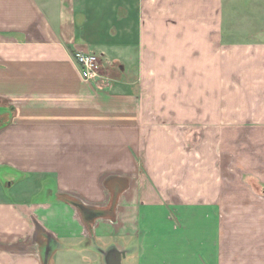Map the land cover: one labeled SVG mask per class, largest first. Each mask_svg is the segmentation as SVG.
<instances>
[{
    "label": "crops",
    "instance_id": "obj_1",
    "mask_svg": "<svg viewBox=\"0 0 264 264\" xmlns=\"http://www.w3.org/2000/svg\"><path fill=\"white\" fill-rule=\"evenodd\" d=\"M112 248L264 264V0H0V264Z\"/></svg>",
    "mask_w": 264,
    "mask_h": 264
},
{
    "label": "built area",
    "instance_id": "obj_2",
    "mask_svg": "<svg viewBox=\"0 0 264 264\" xmlns=\"http://www.w3.org/2000/svg\"><path fill=\"white\" fill-rule=\"evenodd\" d=\"M74 59L85 81L108 85V76L103 73V63L96 53L78 51L74 54Z\"/></svg>",
    "mask_w": 264,
    "mask_h": 264
},
{
    "label": "water",
    "instance_id": "obj_3",
    "mask_svg": "<svg viewBox=\"0 0 264 264\" xmlns=\"http://www.w3.org/2000/svg\"><path fill=\"white\" fill-rule=\"evenodd\" d=\"M94 217H98V214L94 211L92 212ZM126 257V253L123 251H118L115 248L109 249L105 253L104 264H123V260Z\"/></svg>",
    "mask_w": 264,
    "mask_h": 264
},
{
    "label": "rangeland",
    "instance_id": "obj_4",
    "mask_svg": "<svg viewBox=\"0 0 264 264\" xmlns=\"http://www.w3.org/2000/svg\"><path fill=\"white\" fill-rule=\"evenodd\" d=\"M108 70L104 71L103 73L107 74ZM107 72V73H106ZM108 75V74H107ZM50 179H46L45 182H43V190L46 192V189L50 187ZM123 264H127V262H124Z\"/></svg>",
    "mask_w": 264,
    "mask_h": 264
}]
</instances>
